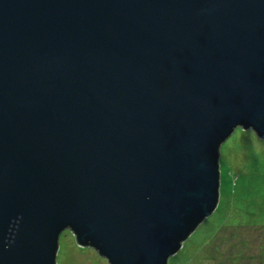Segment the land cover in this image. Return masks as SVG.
Here are the masks:
<instances>
[{
	"label": "water",
	"instance_id": "obj_1",
	"mask_svg": "<svg viewBox=\"0 0 264 264\" xmlns=\"http://www.w3.org/2000/svg\"><path fill=\"white\" fill-rule=\"evenodd\" d=\"M264 140V0H0V264H168Z\"/></svg>",
	"mask_w": 264,
	"mask_h": 264
},
{
	"label": "rangeland",
	"instance_id": "obj_2",
	"mask_svg": "<svg viewBox=\"0 0 264 264\" xmlns=\"http://www.w3.org/2000/svg\"><path fill=\"white\" fill-rule=\"evenodd\" d=\"M262 151L264 140L240 128L222 144L218 207L168 264H264ZM56 264L108 262L93 249L77 245L66 230L59 238Z\"/></svg>",
	"mask_w": 264,
	"mask_h": 264
},
{
	"label": "trees",
	"instance_id": "obj_3",
	"mask_svg": "<svg viewBox=\"0 0 264 264\" xmlns=\"http://www.w3.org/2000/svg\"><path fill=\"white\" fill-rule=\"evenodd\" d=\"M259 155H261V154H264V152L262 151V152H260V153H258ZM258 159H260L259 157H257ZM261 163H263L264 164V159H263V161H260ZM218 230V229H217ZM216 233V232H215Z\"/></svg>",
	"mask_w": 264,
	"mask_h": 264
}]
</instances>
